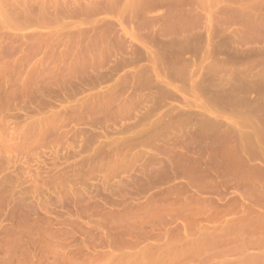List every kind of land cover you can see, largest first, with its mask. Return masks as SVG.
I'll return each mask as SVG.
<instances>
[{
  "label": "rangeland",
  "instance_id": "374dc122",
  "mask_svg": "<svg viewBox=\"0 0 264 264\" xmlns=\"http://www.w3.org/2000/svg\"><path fill=\"white\" fill-rule=\"evenodd\" d=\"M2 2L0 264H127L109 242L152 227L179 228L124 251L171 250L129 264H229L182 250L202 217L264 241V0Z\"/></svg>",
  "mask_w": 264,
  "mask_h": 264
},
{
  "label": "bare ground",
  "instance_id": "6f19581e",
  "mask_svg": "<svg viewBox=\"0 0 264 264\" xmlns=\"http://www.w3.org/2000/svg\"><path fill=\"white\" fill-rule=\"evenodd\" d=\"M2 1H4V0H0V3ZM6 1L7 2H5V3H6L7 6L10 4L11 7L12 6H13V8L16 7L15 4L17 3V0L14 1V4L8 3V0H6ZM18 2H19L18 4L20 5V7H21L22 4H24V2H22V3L20 1H18ZM25 3L26 4L24 5V7H23L24 9L23 10L26 9L25 10V15L27 14V16H28V14L32 13L33 11H30V9H28V11H30V13H28L27 12V8H28L27 2H25ZM46 3L47 2H45V1H43V2L41 1L42 5L40 6V9H39L40 18H42V17L44 18V15H46V13H48L46 11L47 9L45 8ZM53 3H54V1H53ZM53 3H52V5H53ZM55 3H57V1ZM57 4H60V3H57ZM6 5H4V6L7 7ZM19 5L17 6V8L19 7ZM54 6H56V4ZM54 6H53V8H54ZM61 6H56L55 7V10H56V15L55 16L57 17V15H62V17H63L64 15H66L67 17H69V15L71 14V10L69 12L68 11L66 12L67 8L63 9V6H62V8H61ZM78 9H79L80 12L82 11V9H80V8H78ZM97 9L98 8H96V7L95 8L94 7H90L88 9H83L82 13H80L78 10H74L75 12H73V10H72V12L73 13L79 12L80 14H82L84 16L86 14H91L93 12H97ZM55 10H54V14H55ZM79 13H76V14H78V16L80 17ZM25 15L23 13L22 16H25ZM41 15H43V16H41ZM71 16L74 17L75 15L74 16L71 15ZM30 17L33 18L34 16L29 15V17H27V18H30ZM27 18L23 17V19H27ZM29 20H31V18ZM242 138H243L242 134L240 133L239 134V143H238V145H240L241 148H245L246 146L254 143V141H253L254 139H253L252 135H246L245 138H243V139ZM174 176H175V179H177L178 178V172H176L174 174ZM188 187H189V190L193 192L192 196L198 195V191H200V190L197 187L190 186V185ZM170 195H173V193L169 192L168 195L166 196V198H168V196H170ZM180 195H181V197L182 196L184 197L185 204H188L187 201L189 200V198L192 197V196H185V194H183V193H180ZM198 197L199 198H197V201H199L201 204H204L205 208L207 207V205H205V202L206 203L209 202V205H210L211 200H209V198L200 197V195H198ZM217 200L216 201L219 202L218 206H213L212 205L213 202H211L212 206L211 205L210 206H211L212 210H214L215 213L211 212V213H209V215L211 214V215H213L215 217H217L216 215H218V217H220V215H221V217H220L221 219L225 218L226 215H228V214L236 213L238 209L241 212H244L246 207L247 208L249 207V205H247V203H245L243 201H242L243 203L241 202L240 204H237V203L234 204V203H230L228 201L222 203L225 200V198H221V197L217 198ZM262 205L264 206V204H262ZM204 207H203L204 210L203 209L202 210L205 212L206 210H205ZM215 207L217 209H214ZM211 208H210V210H211ZM202 210H200V212L203 213V214H201V213L200 214L201 215L205 214V216H206V213L208 211H206V213H204ZM212 213H214V214H212ZM205 216H204L205 220H207L206 218H208V220H209L210 216L209 217L208 216L205 217ZM201 219H203V217ZM201 219H199V220H196V219L193 220L192 219L196 224L192 225V223H194V222H192V220H191L190 223L191 222L192 223L190 225L193 226V227H186L184 225L185 227H183V230H182L183 232L181 231L182 228H180V230H179L180 232H178L179 235H181L183 233V235L179 236V237H181L180 241L181 242L182 241L185 242V243H183L184 245H182V248H183L182 250H184L186 252L189 251V252L197 253L199 251L200 252H205L206 248H209L208 251L206 252V253H208V252H210L209 250L215 251L216 249H220L221 252L224 253L223 257H225V255L226 256L230 255L229 253H231V255H233L235 259H236V256H238V259L240 258L239 261L238 260H234L233 261L234 258L231 259V260L229 259L230 262L232 261L231 264H264V253L257 254V253L251 252V253L245 254V252H248L251 249L252 250L256 249V250L264 252V250H263L264 249V241H262L261 239L260 240H255L253 238L254 237V233L252 232V230H250V229L246 230V229H248L250 227H237V226L236 227H232V224H235V222H234L235 220H233V223H232V221L223 220L221 222L222 226H220V227H207L210 222H208V224H207L206 221L204 222V219L203 220H201ZM200 220L203 221L204 224H206V226H204V224L202 223L203 226L199 227L197 225V223L200 225L201 224ZM210 220H212V218H210ZM195 226H197V227H195ZM152 228H154V227H152ZM152 228H151L150 232H144V233L142 232V234L140 233V235H138L136 237H133V239H131L130 242H126V241H123V240L109 242V244H110L109 247L112 249V253H114V252L118 253L119 252V253H121L122 256L125 255L124 257H122L120 255L123 259H127L125 261H128V260L131 259L130 261H128L127 264H129L131 261L134 262L132 259L134 258V260H135L136 257H138V259L135 260V262H137L138 260H141V261H143V263H144L143 258L144 259L147 258L146 260H150L151 258L157 259L158 257H159L158 259L162 258L163 257L162 255L166 252V251H164V252L160 253L163 249L167 250V252L169 250H171V248L168 247V245H169L168 242H166V244H162V245H153V247H151L149 249L145 246L144 248L138 250L136 253H129V252L124 251L125 249H128V248L136 249V248L140 247V245L142 243H144L145 241L152 240L153 239V237H152L153 233H154V237L157 234L154 231L151 232L152 230H154ZM157 228H159V227H156V229ZM162 228L164 229V227H162ZM172 228H174V227H172ZM172 228L170 229V227H169V230H167V231L164 230V233H165V231L167 233L172 232V230H173ZM177 228H179V227H177ZM177 228L174 229L175 231L174 230L173 231L176 232V230H178ZM156 229H155V231H156ZM159 229L162 230L161 227ZM157 231L159 232V230H157ZM162 232H163V230H162ZM148 233H152V236L149 235ZM159 233H161V231ZM159 233L157 235H159ZM164 233L160 234L161 235L160 238H159V236H158V238L155 237V240H156V238L159 241L161 239H164V238H162V236H163L162 234H164ZM213 255H212V258L210 257L212 259V261L214 260L213 259ZM231 255L228 256V257H231ZM117 257H119V256H117ZM209 262H210V260H209ZM223 262L226 263L227 260L223 261ZM230 262H229V264H230ZM207 263H208V261H207ZM209 264H212V263H209ZM218 264H219V262H218Z\"/></svg>",
  "mask_w": 264,
  "mask_h": 264
}]
</instances>
